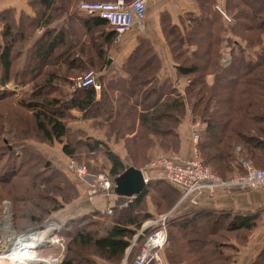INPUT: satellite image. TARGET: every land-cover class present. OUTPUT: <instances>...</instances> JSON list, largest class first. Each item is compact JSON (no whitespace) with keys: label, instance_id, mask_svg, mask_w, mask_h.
<instances>
[{"label":"trees","instance_id":"16d2710c","mask_svg":"<svg viewBox=\"0 0 264 264\" xmlns=\"http://www.w3.org/2000/svg\"><path fill=\"white\" fill-rule=\"evenodd\" d=\"M27 1L34 15L24 11L17 13L13 9L0 13V86L16 81L33 89L29 97L14 102L25 111L24 115L15 112L20 124L16 137L23 140L32 132L48 142H61L64 153L75 160L80 159L83 149L89 152L101 149L110 163L109 174H106L114 181L128 166L140 168L136 162H131L133 152L129 149L131 161L128 164L105 141H85L71 136L68 126L73 110L82 117H100L101 127L109 126L111 130L107 137H126L127 132L135 131L145 136L179 139L176 129L190 104L195 117L204 124L199 155H203L206 162L212 164L213 158L224 157L237 163L238 172L243 171L241 159L264 167V158L260 156H264V0H226V8L233 17L232 34L242 41L240 43L227 38L221 15L214 8L216 0H197L202 14L192 16L194 30L189 36L175 29L167 13L162 15V29L176 63L177 75L188 79L184 94L170 80L158 78L162 62L150 41L145 39H140L123 64L124 75L111 78L100 75L97 79L100 90L94 86L73 89L70 77L82 75L93 67L101 71L106 62L98 42L101 29L107 32L108 41L113 42L116 37L114 30H108L112 26L106 20L82 12L78 6L81 1L112 0ZM61 17L69 19L71 24L56 25ZM225 41L235 44L231 50L233 60L221 67L219 58ZM256 48L255 57L248 56L249 51ZM209 75L214 76L212 83L207 80ZM66 88L68 93L64 91ZM13 94L9 89H0V101ZM168 140L173 141H165ZM25 152L19 156L10 146L0 144V161L5 155L8 159L0 162V191H4L5 185L17 186L20 183L17 179H25L19 184L22 193L17 186L13 188L15 195L7 196L13 205L14 224L16 218L20 220L19 210L26 200L30 199L39 207L50 204L49 211H57L61 206L57 194L47 188L48 183L54 186L59 183H54L47 175L58 170L36 171V162L31 159L30 152ZM28 178L30 180L26 181ZM152 188H158L163 197L175 195L177 200L174 199L170 210L181 197L180 189L174 185L155 180L127 205L113 209L108 229L107 214L101 213V234L99 229L92 228V219H72L67 253L61 264H127L135 259L139 247H133L132 239L144 220L152 217L142 209ZM34 213L32 210L34 216L28 226L36 228L43 225L44 215ZM260 219L256 213L198 209L182 217L172 216L168 227L170 240L165 248H169L167 262L233 264L237 245L247 244ZM25 229L30 228L21 227L20 231ZM231 238L237 245L230 243ZM93 253L101 258V263L90 255ZM253 264H264V249Z\"/></svg>","mask_w":264,"mask_h":264},{"label":"rangeland","instance_id":"374dc122","mask_svg":"<svg viewBox=\"0 0 264 264\" xmlns=\"http://www.w3.org/2000/svg\"><path fill=\"white\" fill-rule=\"evenodd\" d=\"M219 2L223 4L215 3L214 8L220 13L221 19H222L221 22L223 26L225 27L227 34L232 35L233 17L230 15L228 9L226 8V3L222 1H219ZM217 7L224 10V12L228 15V17L232 21L228 22L227 19L222 15V13ZM184 16H185V22L182 19L181 25L180 23L174 24L176 25L174 27L175 29L178 28L180 30V34L189 36V35H192L193 30H194V25L192 21L193 13H186L183 15V17ZM171 21L173 23L172 19ZM169 26L170 25H168V27ZM145 28H146V24H145ZM1 29L2 27L0 25V32H1ZM162 33L165 36V31H163ZM232 37H234L233 39H238L235 36H231V38ZM237 41L239 43L242 42L240 40H237ZM243 43L247 45L245 41ZM234 45H235L234 43L232 45H230L229 43L222 44L221 55L219 58V63L221 67L227 66L233 60L232 52L230 51V49L231 47H234ZM227 52H229L230 59L229 60L227 59L225 61L228 55ZM249 53H248V56H250L251 58L255 57L253 50L249 51ZM167 79L170 80L175 87L177 86V83L174 77H171V78L169 77ZM186 81L188 83L187 78H186ZM4 88L11 90L14 94L13 96L9 98L7 99L5 98L0 101V128L2 127V129H0L1 131L0 132V144H5V145L10 146L11 148L14 149L16 154H18L19 156L22 154L25 155L26 154L25 151H28V153L30 152L31 159H33V161L36 162V165H35L36 171L46 170V172H48L50 170H55V171L56 169L58 170L57 171L58 173L55 172L51 174L50 172H48L47 175L52 180H54V183L55 182H59V183H56L57 186H54L52 183H48L47 188H49L51 192H53L54 194H57L58 196L57 198L61 206L59 207L57 211H53V210L49 211L50 204L46 203L39 207L35 205L33 202H31L30 199L26 200L25 201L26 203L22 202L23 207L20 208L19 210V215L21 216L20 220L16 218L17 223L14 224L13 205H12L11 200H9L7 196L15 195V190L13 188L17 186L20 187V190L22 193L21 185L19 184L25 179L24 180L17 179V181L20 182L17 186L11 187V186L5 185L4 186L5 192L2 190L0 191V247L4 246L7 241L9 243H7L5 249L7 250V252H8V249L10 251V248H12V244L14 243V241L18 239L20 235H22L23 233H26L29 230L35 229L33 228L35 225L28 226L29 224H32L31 218L34 216L32 215V210H34L35 211L34 214L44 215V222H43V225H41L43 227L42 229L48 228L49 226H53V228H55L54 230L55 234L54 236H51L54 242H45L42 245L37 246L40 248L37 249V247H35L31 249L30 254H34L42 258L47 257L48 259L54 256L57 259L59 258V262L57 264H61L62 260L64 259L67 253V243L70 239V234H68L70 233V231L68 230L69 222L72 219H78V218L80 219L84 217H86L85 220L89 218L92 219L94 221L92 223L94 225L92 228L99 229L98 230L99 234H101V213L107 214L106 215L107 222L111 220L110 217L112 216L113 211L112 213H108L107 211L109 208H106L104 211L101 212V200L100 199H101V192H104V191L101 190V186H97L95 188L92 187L93 177H97L101 173L108 176L106 173L109 172L108 171L109 160L101 149H98L97 151H94V152H89L88 150L83 149L80 151V154H81L80 159L75 160V159H71L64 153L63 151L64 144L61 142H58V141L48 142L45 139H43L40 135L33 134L32 132H30L27 138L23 140L16 137L17 136L16 133H20V129H19L20 124L18 122V118H17L18 116L16 115L15 112H18V114L20 112V115H22L25 111L24 109H20L16 107L14 102L16 103L15 100L24 99V98L29 97L33 89L31 88L30 85H21L17 83L16 81H11L8 84H6V86H0V89H4ZM185 89L184 91H182L183 93L180 90L178 91L184 94ZM64 91L68 93L67 90H64ZM189 114L191 115L192 118H194L195 115L193 113L192 105L190 104L186 109V113L183 119ZM72 115L73 117L70 118L69 126H68L72 134L71 136H73L74 138L78 137L85 141H89V140L105 141L109 145L110 149L113 152H115L121 159H123L124 161H127L128 164L131 161V159H129L130 157L129 149H130V151L133 152L132 153L133 159L131 162H136L140 168L142 167L144 168L157 155L179 153L180 151L181 136L177 129L181 123L177 126V129H176L179 139L173 138V136H170L169 138H163L161 137V135L145 136L142 133L137 134L135 133V131L134 133H131L130 131L127 132L126 137L122 135L117 136V137H114V136L107 137L106 135L107 132H110L111 130L109 126H105V128L101 127L100 117H96V118L82 117L81 113H79L77 110H73ZM192 122L193 121L191 119V122H189V124L191 125V128H189L191 131V136H192L193 126L196 123H201L202 121L200 119V121H197L194 124ZM166 139H172L175 143L171 140L165 141ZM120 142H121L120 146L122 145L125 153H123L122 149L115 147V145ZM177 145H178V148H177ZM190 148L192 149V138H190ZM119 150L121 153L120 155L118 154ZM199 156L202 162L204 164L206 163L205 165L210 167L212 170H214L215 167H217L219 170L215 169L216 171L214 170V173H216L218 176H220L221 178L225 180L232 178L233 175L239 171V167L237 166V163L235 164L234 162L227 161V159H225L224 157L223 158L226 161L223 160V158L221 159V157H217V158H213L215 162L211 164L205 161V157L203 155L201 156L200 154ZM260 156H262L261 159L264 158L263 155H260ZM6 160L8 159L5 155V157H3L0 162L4 163ZM46 164H49V165H46ZM76 165L78 166L82 165L86 167L87 173H88V176L86 178H81V176L78 174V172L75 169ZM257 165L260 166L261 164L259 163ZM28 180L30 179L28 178L26 181ZM112 182L114 184V181ZM26 188H30V185L26 186ZM56 188H59L60 191L58 192L57 191L58 189ZM157 189L158 188L150 189L148 196L145 198L143 202L142 209L144 211L147 210L149 213H151L152 217L144 220L142 226L136 231L137 233L132 239V245H134L133 247H139L140 249L142 245L141 241L143 237H146V235L151 231L152 225L150 224L151 223L150 221L158 218L159 216L169 211L170 208L175 203V201L177 200L175 195H165L166 197H163L161 192L158 191ZM230 190L240 191L236 188H232ZM18 191L19 189L16 190L17 194H18ZM32 192H34V190H32ZM109 193H113V190L110 191ZM26 197L28 196L26 195ZM175 198L176 200H174ZM130 200L132 201L133 199H130ZM89 205H90V208H89ZM192 206L195 207V205H192ZM173 208L171 210H173ZM80 209H84L86 213L83 212L85 214L83 213L76 214V216L74 215L72 219L69 218L71 216V213L76 212ZM113 209L114 208H112V210ZM150 210L153 213L150 212ZM98 224H100V227H98ZM21 227L22 228L25 227L28 229L30 228V229L29 230L25 229L27 231L24 232L25 230L20 231ZM6 228L8 229V231H6L7 230ZM168 239L170 240V235H168ZM178 239L179 238L177 237L176 238L177 244L179 242ZM169 240H168V244H169ZM165 248L161 251V258L164 264H169L167 262V256H166L167 252L169 251V248L166 250ZM3 252H6V251L0 248V255ZM90 255H94L95 261L98 263H101V258L96 253H93ZM134 260L135 259L132 258L130 261L127 262V264H133Z\"/></svg>","mask_w":264,"mask_h":264},{"label":"crops","instance_id":"0c3cea01","mask_svg":"<svg viewBox=\"0 0 264 264\" xmlns=\"http://www.w3.org/2000/svg\"><path fill=\"white\" fill-rule=\"evenodd\" d=\"M219 1L226 3V0H216L215 3L223 4ZM7 9H13L17 13H21L22 11H24L27 14L34 15L27 0H0V13ZM165 13H167L173 20V24L180 23V25L182 19L185 22V16L183 17L184 14L193 13L194 16L202 14L201 7L197 0H148L145 28L146 30L144 29V31H142L139 27H134L133 29L125 33L119 41H116L115 39L113 40V42H110L111 40H107V32H104V29H101V36L99 37L98 42L101 45V55L104 59H106L105 64L101 66V76L111 78L117 75H124V72L122 70L123 64L133 53L134 49L138 46L140 39H145L150 41L154 50L159 56V59L162 62V67L158 73V78L161 80H165L169 77H174L177 83V89L181 92L184 91L188 83L185 78L178 77L173 54L166 41L165 36L162 33L163 29L161 25V17ZM62 24L67 26L70 25L71 22L69 19L66 20V17H61L57 21L56 25ZM108 30L112 32L113 29L108 28ZM39 35L40 32H38L37 37ZM85 35L83 36V38L85 37ZM226 36L227 38H231L233 34H227ZM233 38L234 37H232L231 39ZM224 43L228 42L225 41ZM232 48L233 47H231L230 51L232 50ZM253 51H255V56L258 48L253 49ZM207 80L209 83H212L214 80V76L209 75L207 77ZM66 90H68V88H66ZM191 119L193 121V124L197 121H200L199 117L194 116V118H192L189 114L182 120L177 129L181 136V147L179 154L184 157L193 156V150L190 148L191 131L189 128H191V125L189 124V122H191ZM200 124L202 125L201 129H203L204 124L202 122ZM120 144L121 142L117 143L115 147L122 149L123 153H125L122 145L120 146ZM118 154H121L120 150L118 151ZM109 167L110 163L108 168ZM139 169H143V167ZM130 199L126 196L117 195L114 192H101V212L106 208L112 209L115 207H123L128 202H131ZM176 205L173 208V217H182L183 215L185 216L188 213L194 212L196 209L211 210L216 212L235 211L242 213L259 214L261 218L260 222L257 228L251 234L246 245H237L235 240H233L232 238L230 239V243L239 246L238 252L234 254L235 256L233 264H253L256 260V257L264 249V189L250 191H221L215 195H205L201 197L199 200V204L195 207L190 205L189 203H183L177 206ZM83 212L86 213L84 209H80L76 212L71 213V216L69 218L72 219L74 215L76 216V214H80ZM111 224V220L108 221L106 228L108 229ZM105 233L106 231H104L103 234Z\"/></svg>","mask_w":264,"mask_h":264},{"label":"built area","instance_id":"2783aa9c","mask_svg":"<svg viewBox=\"0 0 264 264\" xmlns=\"http://www.w3.org/2000/svg\"><path fill=\"white\" fill-rule=\"evenodd\" d=\"M148 0H112V1H81L78 8L87 14L99 15L106 20L116 33V41L133 29L139 27L145 29L147 18ZM228 22L232 20L221 8L217 7ZM225 61L229 58V52ZM101 71L89 69L86 73L71 78L72 88H84L94 86L101 89L98 77ZM192 157H184L179 153L160 154L154 157L143 169L146 183L154 180H164L181 191V197L177 205L188 202L197 206L201 197L215 195L221 191L236 188L240 191L264 189V167H258L252 160L241 159L243 171L236 172L232 178L223 179L205 165L199 156V143L202 138L201 124L196 123L192 130ZM81 178L88 176L85 166H75ZM101 186V190L109 193L114 188L113 182L108 176L101 173L92 178V187ZM176 205V206H177ZM108 209V213H112ZM172 211L151 220V231L146 235L134 264H164L161 251L167 246L169 235V223L172 219ZM140 234V233H138ZM59 258L52 256L50 264H57Z\"/></svg>","mask_w":264,"mask_h":264},{"label":"bare ground","instance_id":"6f19581e","mask_svg":"<svg viewBox=\"0 0 264 264\" xmlns=\"http://www.w3.org/2000/svg\"><path fill=\"white\" fill-rule=\"evenodd\" d=\"M42 228L43 227L40 226L20 235L18 239L12 244L10 251L8 249V252L5 248L9 242L6 241L5 245L0 247L6 251L0 255V264H47V262L50 264V257V259H48L47 257L42 258L38 257L37 255L30 254L31 249L42 245L45 242H54L51 236L55 228H53V226H49L45 229ZM6 231H8V229Z\"/></svg>","mask_w":264,"mask_h":264},{"label":"water","instance_id":"95a60500","mask_svg":"<svg viewBox=\"0 0 264 264\" xmlns=\"http://www.w3.org/2000/svg\"><path fill=\"white\" fill-rule=\"evenodd\" d=\"M146 187L147 183L142 169L132 165L128 166L122 174L114 179V193L117 195L134 198L143 193ZM54 234L55 232L52 233V236Z\"/></svg>","mask_w":264,"mask_h":264}]
</instances>
